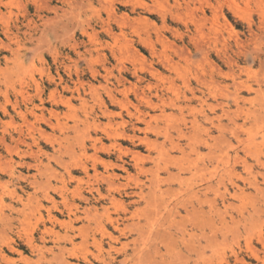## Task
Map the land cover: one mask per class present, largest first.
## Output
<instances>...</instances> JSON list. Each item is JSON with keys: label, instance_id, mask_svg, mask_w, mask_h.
<instances>
[{"label": "rangeland", "instance_id": "rangeland-1", "mask_svg": "<svg viewBox=\"0 0 264 264\" xmlns=\"http://www.w3.org/2000/svg\"><path fill=\"white\" fill-rule=\"evenodd\" d=\"M103 259L264 264V0H0V264Z\"/></svg>", "mask_w": 264, "mask_h": 264}, {"label": "bare ground", "instance_id": "bare-ground-1", "mask_svg": "<svg viewBox=\"0 0 264 264\" xmlns=\"http://www.w3.org/2000/svg\"><path fill=\"white\" fill-rule=\"evenodd\" d=\"M200 82H201V81H200ZM203 83H204V82H203ZM203 83H202V84H203ZM226 86H227V85H226ZM169 88H170V87H169ZM104 89H105V88H104ZM123 90H124V89H123ZM105 91H106V89H105ZM168 91H169V90H168ZM93 92H94V91H93ZM120 92H121V90H120ZM97 93H98V92H97ZM107 93H108V91H107ZM124 93H125V92H124ZM122 94H123V93H122ZM157 94H158V93H157ZM157 94H156V95H157ZM142 96H143V95H142ZM144 96H145V95H144ZM109 97H110V99L114 100L115 102L117 101V103H118L119 100H120V99L117 97L116 93H115L113 90H110V92H109ZM145 97H146V96H145ZM158 97H159V96H158ZM162 97H163V96H161V98H162ZM83 99H84V98H83ZM99 99H100V98H99ZM143 99H144V98H143ZM146 99H147V103H148V101H152L150 98H147V97H146ZM82 103H83V102H82ZM178 104H179V106L181 107V103H178ZM123 106H124V105H123ZM176 106H177V105H176ZM182 108H183V107H182ZM19 111L21 112V110H19ZM52 112H53V111H52ZM21 114H22V113H21ZM54 114H55V113H54ZM104 114H105V113H104ZM204 117H205V116H204ZM206 117H207V116H206ZM24 118H25V117H24ZM41 118H42V117H41ZM79 118H80V117H79ZM150 118H151V117H150ZM192 119H193V118H192ZM78 120H79V119H78ZM145 120H146V119H145ZM167 120H168V119H167ZM184 120H185V118H184ZM198 121H199V120L196 119V117H194V119L191 121V122H192V123H191V126H190L191 130H189V131L187 130L188 133H192V132H194V131L197 132V130L201 128V126L198 125ZM91 122H92V121H91ZM146 122H147V127H149V126H150V122H148V121H146ZM212 122H213V120H212ZM81 123H82V122H81ZM144 124H145V123H144ZM213 124H214V123H213ZM105 125H106V124H105ZM218 125H219V124H218ZM145 126H146V125H145ZM168 126H169V125H168ZM199 126H200V128H199ZM96 127H97V126H96ZM154 127H155V126H154ZM154 127H153V128H154ZM177 127H178V126H177ZM77 128H78V126H77ZM160 128H161V127H160ZM240 128H241V127H240ZM146 130H147V129H146ZM149 130H150V129H149ZM179 130H180V129H179ZM154 131H155V130H154ZM151 132H152V131H151ZM180 132H181V131H180ZM183 133H184V132H183ZM183 133H182V134H183ZM106 134H107V133H106ZM186 134H187V133H186ZM196 134H197V133H196ZM180 135H181V134H180ZM106 136H107V135H106ZM108 136H109V135H108ZM181 136H183V135H181ZM187 136H188V135H187ZM89 137H90V136H89ZM163 137H164V136H163ZM171 137H172V136H171ZM178 137H179V136H178ZM178 137H177V138H178ZM184 137H185V136H183V138H184ZM93 138H94V137H93ZM148 138H149V137H148ZM236 138L239 139V135H236ZM146 139H147V138H146ZM193 139H194L193 134H190V135L187 137V141H188V142H186V143H188V146H187V147H188V148L190 147L191 151H192V150L196 151V150H195V149H196L195 146L192 144V140H193ZM216 139H217L216 137H213V138H212V140H215V142H217ZM147 140L150 141V139H147ZM147 140H146L145 142H148ZM154 140H158V139H153V140H152L153 142H148V143L151 144V147L153 146V147L155 148V144H156V142H155ZM194 140H195V139H194ZM196 140L198 141V139H196ZM243 140H244V139H243ZM140 141H141V140H140ZM238 141H241V139L238 140ZM100 142H101V141H100ZM114 142H115V141H114ZM158 142H159V141H158ZM158 142H157V144H158ZM194 142H195V141H194ZM202 142H203V141H202ZM204 142L207 143L208 146H211L210 142L208 143L207 140L204 141ZM253 142H254V141H253ZM253 142H252V144H253ZM148 143H147V144H148ZM160 143H161V142H160ZM160 143H159V144H160ZM172 143H173V142H172ZM172 143H171V144H172ZM178 143H179V142H178ZM249 143H251V142H249ZM115 144H116V143H115ZM150 144H149V145H150ZM157 144H156V146H158ZM161 144H163V143H161ZM203 144H204V143H203ZM213 144H214V143H213ZM252 144H251V145H252ZM80 145H82V144H80ZM117 145H118V144H117ZM117 145H116V146H117ZM173 145H174V144H173ZM176 145H177V143H176ZM180 145H182V144H178V147H179ZM185 145H186V144H185ZM255 145H256V144H255ZM111 146H112V145H111ZM161 146H162V145H161ZM103 147H104V146H103ZM173 147H174V146H173ZM181 147H182V146H180L178 150H180V151L182 152V155H183V154H185V153L183 152L185 148H184V147L181 148ZM65 148H66V147H65ZM101 148H102V147H101ZM106 148H108V147H106ZM161 148H162V147H161ZM170 148H171V147H170ZM175 148H176V147H175ZM188 148H187V149H188ZM84 149H85V148H84ZM99 149H100V147H99ZM118 150H119V149H118ZM160 150H161V149H160ZM160 150H159V152H160ZM185 150H186V149H185ZM82 151H83V150H82ZM119 151H121V150H119ZM180 151H179V152H180ZM194 151H193V152H194ZM194 153H195V152H194ZM185 156H186V155H185ZM118 157H119V156H118ZM132 157H133V156H132ZM119 159H120V158H119ZM133 159H135V158H133ZM158 165H159V164H158ZM9 168H10V167H9ZM182 168H183V167H182ZM14 169H15V168H14ZM195 169H197V168H195ZM85 170H87V169H85ZM178 171H180V170H178ZM154 172H155V171H154ZM168 173H169V172H168ZM178 174H179V173H178ZM111 175H112V174H111ZM192 175H193V174H192ZM114 176H115V175H114ZM154 176H155V175H154ZM170 176H171V175H170ZM112 177H113V176H112ZM156 177H157V176H156ZM185 177H187V176H185ZM160 178H161V177H160ZM179 178H180L179 181L182 182V179H183V178H182L181 176H180ZM151 179H152V178H151ZM163 179H164V178H163ZM153 180H154V178H153ZM153 180H152V181H153ZM159 181H160V180H159ZM165 181H166V178H165ZM154 182H156V181H154ZM149 185H150V184H149ZM152 185H153V183H152ZM152 185H151V186H152ZM184 185H185V187H186V189L184 188V190H186V191H190V192L192 191V193H193V190H194L193 187H194V186L192 187L191 185H188V183H186V184H184ZM154 186H155V185H154ZM178 187H180V186H178ZM139 189H140V190L137 191V192H135L134 194L138 195V197H139V196L141 197V196L143 195V189H142L141 186L139 187ZM150 189H151V188H150ZM170 189H172V188H170ZM181 189H182V187H181ZM151 190H152V189H151ZM157 190H158V189H157ZM157 190H156V191H157ZM164 191H165V190H164ZM164 191H163V193H161V194H164ZM167 191H168V190H167ZM150 192H151V191H150ZM161 192H162V191H161ZM153 193H154V192H153ZM159 193H160V191H159ZM166 193H167V192H166ZM167 196H168V195H167ZM161 197H162V196H161ZM165 197H166V196H165ZM157 198H158V197H157ZM157 198H156L155 200H158V199H159V198H158V199H157ZM151 199H153V198H151ZM151 199H149V200H151ZM149 200H148V201H149ZM153 200H154V199H153ZM52 201H53V200H52ZM160 201H161V200H160ZM169 201H170V200H169ZM146 202H147V201H146ZM55 203H56V202H55ZM68 203H69V202H68ZM157 203H158V202H157ZM160 203H161V202H160ZM167 203H168V202H167ZM158 205H159V204H158ZM154 206H155V205H154ZM71 207H73V204H71V206H69V209H70L69 211H72V212H73V209H72ZM65 208H66V207H65ZM164 209H165L166 213L168 214L167 217H172V216H174L173 214L176 212V211L174 210V208H170V206L167 205V204L164 206ZM184 209H185V208H184ZM198 209H199V208H198ZM185 210H186V209H185ZM196 210H197V209H196ZM200 210H201V209H200ZM133 212H134V211H133ZM133 212L130 213V214H131L130 216L134 218V215H135L136 213H133ZM156 212H157V211H156ZM85 213H86V212H85ZM157 213H158V212H157ZM159 213H160V210H159ZM72 214H73L72 216L75 217V220H77V219H76V214H75V213H72ZM95 214H96V213H95ZM94 216H95V215H94ZM86 217H87V216H86ZM71 218H72V217H71ZM71 218H70V219H71ZM92 218H94V217H92ZM126 218H127V217H126ZM131 219H132V218H131ZM71 220H72V219H71ZM73 220H74V219H73ZM73 220H72V221H73ZM94 220H95V219H94ZM111 220H112V219H111ZM116 220H117V219H115V221H116ZM72 221H70V223H71ZM115 221H114V222H115ZM133 221H134V220H133ZM112 222H113V221H110V223H112ZM140 222H141V221H140ZM140 222H139V223H140ZM147 222H148V221H147ZM139 223H138V224H139ZM145 223H146V221H145ZM115 224H116V223H115ZM133 224H135V223H133ZM136 224H137V223H136ZM88 225H89V224H88ZM71 226L73 227V223H72ZM72 227H71V228H72ZM148 228H149V227H148ZM156 232H157V231H156ZM163 232H164V231H163ZM106 234H107V233H106ZM64 235H65V234H64ZM111 237H112V236H111ZM28 238H29V237H28ZM112 238H114V236H113ZM117 238H118V237H117ZM31 239H32V238H31ZM115 239H116V238H115ZM112 241H113V240H112ZM30 242H31V241H30ZM26 243H27V241H26ZM33 245H34V244H33ZM109 245H110V247H112V248L114 247V246H113V245H114L113 243H110ZM30 246H31V245H30ZM248 247H249V246H248ZM255 249H256V248H255ZM202 250H203V249H202ZM257 250H258V249H257ZM250 251H251V250H250ZM251 253H252V251H251ZM136 255L138 256V254H136ZM136 255H135V256H136ZM3 256H4V255H3ZM198 256H200V255H198ZM85 259H86V257H85ZM111 259H112V258H111ZM104 261H105V260L103 259V262H104ZM107 261H108V260H107ZM121 261H123V260H121ZM243 261H244V260H243ZM68 262H69V261H68ZM207 263H208V262H207ZM69 264H70V262H69ZM102 264H110V262L108 261V262H104V263H102Z\"/></svg>", "mask_w": 264, "mask_h": 264}]
</instances>
